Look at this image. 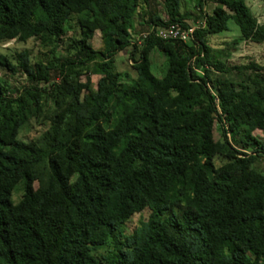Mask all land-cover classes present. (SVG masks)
Returning <instances> with one entry per match:
<instances>
[{
    "label": "trees",
    "instance_id": "1",
    "mask_svg": "<svg viewBox=\"0 0 264 264\" xmlns=\"http://www.w3.org/2000/svg\"><path fill=\"white\" fill-rule=\"evenodd\" d=\"M164 5L167 20L152 0H0V42L34 38L41 53L0 52L1 67L32 83L13 94L0 79V264H264V76L220 75L263 73L230 56L243 41L264 43V22L246 0H196L204 25L190 41L165 40L155 26L188 24L182 0ZM137 14L149 28L140 40ZM229 19L240 36L213 47ZM131 46L126 80L116 56ZM154 50L166 55L162 77ZM41 79L48 88L33 84ZM44 98L46 128L20 139ZM109 242L112 255L99 256Z\"/></svg>",
    "mask_w": 264,
    "mask_h": 264
},
{
    "label": "rangeland",
    "instance_id": "2",
    "mask_svg": "<svg viewBox=\"0 0 264 264\" xmlns=\"http://www.w3.org/2000/svg\"><path fill=\"white\" fill-rule=\"evenodd\" d=\"M246 3L250 6L253 14L256 16L260 23L264 22V0H246ZM215 7V3L212 1H208L204 7V13H211ZM152 12L159 15L162 19L167 20V10L164 5V0H152ZM182 12L186 14V24L192 26H203L204 25V13L201 12L200 8L196 5V0H182ZM141 20L140 15H136L137 21V32L134 34L133 39L140 40L141 35L146 30H149L148 27L139 25ZM229 29L223 31L221 33L215 34L209 37V43L215 48H226L227 44H231L234 39L238 38L241 34L239 26L233 19H229L228 21ZM69 35H72V31L69 32ZM69 40L67 39L66 43H64L61 47V50H67ZM93 45L96 49H99L102 46L100 34L97 33L92 40ZM38 42L31 38L26 42H19L16 39L0 42V52L6 54H15L17 52H21L24 49H29L31 51L33 59H38L40 57V49L38 48ZM234 49H232V54L230 56V63H242V62H250L255 60L261 64H264V43H255L251 41H243L237 45H233ZM133 47H129L122 52H120L116 56L117 68L123 74V78L126 80H130L131 78L136 76V72L132 67L133 61L130 59L131 51ZM152 60V72L157 77H162L166 71V55L162 52L154 50L151 53ZM262 74H257L254 71H245V72H237L233 71L229 74H220L226 78H230L236 82L245 80L249 81L252 79L263 80L264 70H262ZM51 78L53 81H57L59 79L58 70H53L51 72ZM92 85L94 89H97V81L98 76L92 75L90 76ZM0 79L5 82L7 87L9 88V92L16 94V92L23 88L24 86H28L32 84L27 76H25L22 72L12 73L9 70H6L4 67L0 66ZM89 79L86 76H83L82 82L87 83ZM36 86L39 88H48L49 82L47 83L45 80H37L34 82ZM53 102L51 100L43 99V103L41 104V113L40 117L37 119L33 118L30 120L29 124L25 126L19 132V138L28 141L36 136H38L45 128L46 125L43 123L44 116H46L52 110ZM264 133V126L258 130H256L255 134L262 136ZM250 152V149H248ZM226 160L222 156H216L214 162L216 166L221 165ZM18 198V195L16 199ZM150 214V210L148 208L143 209L141 212L135 213L130 220L124 223L123 231L124 235L132 234L138 227H140L141 222L148 219ZM114 250V246L111 242L98 250L97 254L99 256L109 257L112 255Z\"/></svg>",
    "mask_w": 264,
    "mask_h": 264
},
{
    "label": "built area",
    "instance_id": "3",
    "mask_svg": "<svg viewBox=\"0 0 264 264\" xmlns=\"http://www.w3.org/2000/svg\"><path fill=\"white\" fill-rule=\"evenodd\" d=\"M198 26L188 25L185 26L180 22H175L171 24H165L160 26H155V33L158 37L168 40L177 39L183 42H187L193 39L194 31ZM147 33L143 34L146 36Z\"/></svg>",
    "mask_w": 264,
    "mask_h": 264
}]
</instances>
